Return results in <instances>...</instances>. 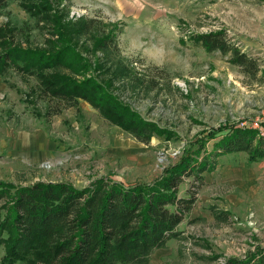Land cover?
<instances>
[{
    "label": "rangeland",
    "instance_id": "obj_1",
    "mask_svg": "<svg viewBox=\"0 0 264 264\" xmlns=\"http://www.w3.org/2000/svg\"><path fill=\"white\" fill-rule=\"evenodd\" d=\"M53 1L64 22L96 20L90 34L73 37L77 49L93 63L117 60L121 68L100 79L114 80L112 90L123 102L173 134L141 143L88 102L46 95L38 74L8 61L0 70V184L17 189L68 183L83 189L101 178L127 187L148 184L186 151L199 150L201 158L215 154L221 125L264 122V73L249 76L231 63V54L209 52L193 40L224 29L264 68V0H141L131 21H114L106 0ZM49 25L22 1L13 3L0 14V56L8 45L53 51L50 40L57 36ZM113 28L119 48L95 51L93 35ZM211 131L215 138L201 142ZM212 158L217 167L205 174L197 204L179 227L181 236L157 250L149 264H227L264 248V160L252 164L246 153ZM16 189L0 197V264H29L13 260L7 235L1 234Z\"/></svg>",
    "mask_w": 264,
    "mask_h": 264
},
{
    "label": "trees",
    "instance_id": "obj_2",
    "mask_svg": "<svg viewBox=\"0 0 264 264\" xmlns=\"http://www.w3.org/2000/svg\"><path fill=\"white\" fill-rule=\"evenodd\" d=\"M17 1L48 22L49 31L57 38L50 40L53 51L8 45L0 56L1 72L11 63L20 71L38 74L46 95L71 104L88 102L104 119L141 143L148 145L155 135L172 137V132L142 118L123 102L112 90L114 80L100 79V74L105 77L121 68L118 65L116 69L117 60L111 65L109 59L97 58L93 63L77 49L73 37L90 34L96 20L78 25L64 22L53 0H0V14ZM113 29L102 36L93 35L95 51L109 54L119 48L114 34L117 29ZM193 40L209 52L231 54V63L249 76L264 73L259 60L232 43L224 29L196 34ZM261 125L264 127V122ZM220 128L224 133L215 144V154L201 158L199 150L186 151L177 164L148 184L127 187L101 178L83 189L68 183H38L16 189L1 183V198L16 189L11 211L1 224L13 260L22 258L29 264H149L157 250L181 236L179 227L197 204L205 174L217 167L213 156L246 153L251 163L264 160V137L258 129L238 123H225ZM213 131L204 132L200 141L214 137ZM190 179L193 183L181 196ZM227 264H264V248L251 251L245 258H232Z\"/></svg>",
    "mask_w": 264,
    "mask_h": 264
},
{
    "label": "crops",
    "instance_id": "obj_3",
    "mask_svg": "<svg viewBox=\"0 0 264 264\" xmlns=\"http://www.w3.org/2000/svg\"><path fill=\"white\" fill-rule=\"evenodd\" d=\"M141 0H106L105 10L115 20L127 19L131 21L136 19V12L139 8ZM253 164V163H252Z\"/></svg>",
    "mask_w": 264,
    "mask_h": 264
},
{
    "label": "built area",
    "instance_id": "obj_4",
    "mask_svg": "<svg viewBox=\"0 0 264 264\" xmlns=\"http://www.w3.org/2000/svg\"><path fill=\"white\" fill-rule=\"evenodd\" d=\"M248 125H251L253 128H256L260 131V136L264 137V127H262L261 122H258L257 125L255 123L250 124L248 122H242L240 124V127H246Z\"/></svg>",
    "mask_w": 264,
    "mask_h": 264
}]
</instances>
